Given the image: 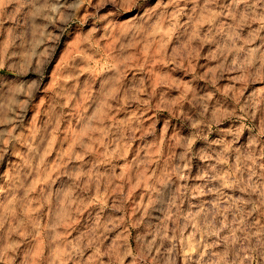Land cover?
Here are the masks:
<instances>
[{"label":"rangeland","instance_id":"rangeland-1","mask_svg":"<svg viewBox=\"0 0 264 264\" xmlns=\"http://www.w3.org/2000/svg\"><path fill=\"white\" fill-rule=\"evenodd\" d=\"M0 264H264V0H0Z\"/></svg>","mask_w":264,"mask_h":264}]
</instances>
